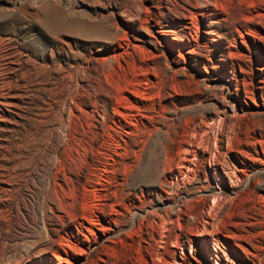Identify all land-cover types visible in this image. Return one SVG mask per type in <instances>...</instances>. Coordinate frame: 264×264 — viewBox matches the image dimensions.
Here are the masks:
<instances>
[{"label":"rangeland","instance_id":"1","mask_svg":"<svg viewBox=\"0 0 264 264\" xmlns=\"http://www.w3.org/2000/svg\"><path fill=\"white\" fill-rule=\"evenodd\" d=\"M0 264H264V0H0Z\"/></svg>","mask_w":264,"mask_h":264}]
</instances>
